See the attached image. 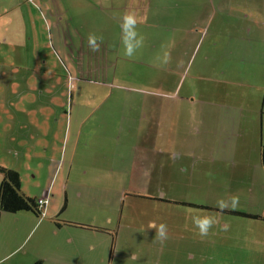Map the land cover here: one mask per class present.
Here are the masks:
<instances>
[{
    "label": "crops",
    "instance_id": "obj_1",
    "mask_svg": "<svg viewBox=\"0 0 264 264\" xmlns=\"http://www.w3.org/2000/svg\"><path fill=\"white\" fill-rule=\"evenodd\" d=\"M39 1L44 4V10L51 21L49 34H53L62 45L64 59L67 61L68 57V60L74 63L72 66L74 69L70 70L79 73L82 64L77 63L84 61V55L91 53L87 45L89 34L94 33L103 37L99 54L108 53V49H112V53L115 50H121L117 55L112 54L113 62L109 61L108 65L111 69L113 68V74H117L116 71H118L119 74H124L126 80L118 84L119 87L115 90L109 91L106 112L118 116L116 123H110L109 131L114 133L117 144L122 146V153L125 156L121 159L124 165L122 174L119 176L129 179L126 188H122L126 186V183H122L120 197L116 198L121 200L116 212H113L105 203L101 206V203L109 197V189L104 187L95 189L83 183L69 182L76 166L74 157L77 155L78 142L83 139L84 143L98 144L97 138L102 134L99 128L103 123L96 122L95 116L83 122L72 121L71 118L63 119V113L67 111L62 101V104L58 106L59 111L63 112H61V122L57 124L60 135L56 141L55 156L51 160L49 171L51 174L60 164V186L58 192L52 189L55 183L50 187L42 186L39 189L37 198L46 195L47 192L49 195L44 212L46 210V213L54 214L55 222L57 221L60 226L71 221L64 222L65 220L57 218L59 211H62L65 204L69 202L70 196L81 197L84 192L97 194L99 211L94 213L95 215L90 217L87 223H81L85 231L81 238L84 240L87 264H94L96 253L98 260L103 262L106 242L108 257L113 255L117 259L111 264H120L121 259L127 260L124 264H130L128 260L136 264L139 262L141 264H200L202 255L210 258L215 255L214 263L229 260L223 252L233 250V241L229 234L233 232L232 226L235 221L228 218L223 219L222 222L220 217L222 212L211 205H200L201 201L195 200V194L190 195L189 191L195 190L191 183L209 182L211 176H207L208 167L215 168L226 162L227 158L218 156V153L214 152L213 149H219L218 146L213 142L211 147L208 145L210 135L215 137L226 135L228 145L225 148L231 151L228 156V159L232 160L229 162L231 167L234 168L235 163L238 162L244 167L248 165V159L240 160L237 155L241 153V149L246 148L245 146L240 148V144L243 143L241 136L259 130L261 134H259L258 155L260 157V149L264 143L262 139L264 118L262 114L258 115L257 119L250 115L251 113L225 112L222 104L226 102L223 103L222 100L218 102V97H222L218 90H215V94L209 95L212 86L208 87L210 84L206 81L216 80V73L228 72L227 65L211 66L203 73L193 71L188 73L190 69L186 67V64H190L188 61L196 55L195 50H198L200 44L207 50L203 52L207 56L205 58L211 61L214 57L213 52H220L216 49L221 47V43L216 45L221 38L220 35L230 34L234 18L236 23L233 28L237 31L242 27L239 25L243 22L241 19L248 20V32L251 25H255L261 19L264 20V0ZM0 10V17L3 19L0 24L5 25L4 31L10 27L9 32L12 31L10 34L14 32L17 42L24 44L22 36L26 33L27 39L32 36L29 30V16L24 15L15 0L14 2L0 0ZM130 12L135 13L141 21L137 31L144 36L145 42L139 50L144 52L154 49L158 57L164 50H168L171 60L166 66H158V58H151L148 55L152 62L147 63L148 68H146L124 55L120 23L122 17ZM42 23L45 28L44 22ZM22 32L24 35H21ZM261 35L263 40L264 33L261 32ZM67 47L70 48L67 49ZM64 52H67V57ZM106 53L104 57L100 55V63H105ZM241 54L244 58L248 57L245 51ZM249 55L251 56V53ZM61 72L64 84L60 89L67 92L66 82L69 76L66 77V73L62 70ZM47 73H49L48 69ZM150 73L156 74L157 78ZM216 81L220 82V80ZM195 83L201 84L202 94L199 101H195V95H197ZM122 84L129 88L121 91L119 88ZM72 88L71 94L75 96L76 103L70 105V110L74 108V114L89 107L91 109L95 107L97 112L95 104H105L97 98L102 93L107 94L106 88L89 89L81 86ZM226 92L225 90L223 95ZM212 105L216 106L215 110ZM53 106L50 105V108L53 109ZM29 119L31 118L28 114L23 118L24 121L27 120L26 123H32ZM46 122L54 125L53 129H56V117ZM32 124L37 130L40 129L41 123L33 122ZM46 124H43V128L44 126L46 128ZM226 126H229V131H224ZM83 127H85L84 130ZM45 130L47 132V129ZM90 137L95 141H92ZM235 140L237 144L239 143L237 147L231 146ZM41 147L46 150L48 145ZM244 155L248 156L246 152ZM47 166L49 170V164ZM109 167L105 165L96 169L95 173L101 175ZM78 171L80 174H86L88 168L84 166ZM61 200L64 205H60L57 211V204ZM141 201H146V204ZM116 203L117 201L114 200L111 204L115 206ZM141 205L146 208L143 214L140 213ZM171 205H181L176 208L177 215L174 220L170 213L173 210ZM186 207L192 208L186 209ZM124 210L126 213L123 212ZM237 212L234 209L224 211L229 216ZM239 212L246 214H237L242 218L241 227L260 225V222L264 220V216L256 210H240ZM190 213L217 215L222 223L214 225L208 236L201 238L192 224ZM253 215L261 216V218H255ZM150 222L167 225L168 239L163 244L156 239L154 229H147ZM104 230L107 233L101 236L100 233ZM65 241L70 242L71 237L63 238L61 245ZM209 246L216 252L203 251L204 247ZM210 253L213 255L210 256ZM69 256L65 247L56 246L44 254L42 259H38L40 262L53 260L59 264H68Z\"/></svg>",
    "mask_w": 264,
    "mask_h": 264
},
{
    "label": "rangeland",
    "instance_id": "obj_2",
    "mask_svg": "<svg viewBox=\"0 0 264 264\" xmlns=\"http://www.w3.org/2000/svg\"><path fill=\"white\" fill-rule=\"evenodd\" d=\"M10 1L14 2V0ZM15 1L24 15L29 16V30L32 36L29 39L26 37L27 33L22 36L21 39L24 40V44L21 45L17 42L15 33L10 34L12 32H9L10 27L4 31L5 25L0 24V166L15 169L18 172L19 189L27 196L37 198L38 191L42 186L50 187L54 183L52 189L58 192L61 173L56 172L53 183L49 181L50 163L55 156L54 148L60 135L57 124L61 122L62 118L65 120L71 118L72 121L80 120L83 122L90 119L91 116H95L96 122L103 123L99 128L102 134L98 136L97 139L99 140H97L98 144L96 145L91 142L84 143L83 139L78 142L77 155L74 157L76 166L71 173L72 178L70 177L69 182L83 183L95 189L101 187L109 189V197L101 203V206L105 203L113 212H116L121 203V200L116 198L120 197L122 183H126L125 187L122 186V188H126L129 179L119 176L122 174L124 165L121 159L125 156L122 153V146L117 144L114 133L109 131L110 123H116L118 116L117 114L111 115L106 110L109 103V91L115 90L119 87L118 84L126 80L124 74L121 75L118 71H116L117 74H113V68L111 69L108 65L109 61L112 60L113 62V55H117L121 50H115L112 53V49H108V53L105 52L107 54L105 57L106 64L100 63V55L104 57L105 53L99 54V51H91V53L84 55V61L81 58V63H77L78 65L82 64V68L79 73H76L70 70L74 63L72 64L68 60L67 52H64L67 57L66 61L62 45L54 38L53 34H49L51 21L44 10V4L39 0ZM1 20L3 19L0 17V23ZM241 21L243 22L239 24L242 26L239 31L233 28L236 23L234 18L231 32L229 31L230 34L220 35L221 38L216 43V45L221 43V47H216L220 52H213L214 57L211 58V61L205 58L207 56L203 52L207 50L206 48L203 49L202 44H200L198 50H195L196 55L190 58L188 61L190 64H186V67L190 69L188 73L191 71L203 73L206 68H211V66L227 65L229 67L228 72H215V79L220 80L219 83L211 79L206 81L207 84H210L208 87L212 86L209 95L215 94V90H218L219 94L222 95V97H218V102L221 100L223 103L226 102L222 104L225 112L251 113L250 115L257 119L258 115L262 114L264 118V39L262 40L261 35V32L264 33V20L261 19L260 22L251 25L249 32L247 31L249 29L248 20L241 19ZM42 22H44L45 28ZM21 35L24 33L22 32ZM242 51L247 53V58L243 57ZM148 55L151 58H158L157 52L150 49L144 52L138 50L130 59L148 68L146 64L152 62ZM47 69L49 73H47ZM61 70L66 73V77L69 76L66 82L67 92L60 89L64 84ZM151 75L157 78L156 74ZM80 86L89 89L93 87L107 89V94L102 93L97 98L100 102L105 103L104 105L95 104L97 112L95 107L93 109L85 108L82 112L75 114L74 108L70 110V105L76 103L75 96L71 94L72 87ZM128 88L122 84L119 89L123 91V89L127 90ZM195 89L198 95H195V101H199L202 94L201 84L198 83ZM225 90L227 92L223 95ZM62 101L67 112L61 111L64 116L61 118L62 115L58 106L62 104ZM50 105L53 106V109L50 108ZM212 108L215 110L216 106L212 105ZM26 114L31 118L29 119L30 122L41 123L40 129L37 130L34 124L26 123L27 120H23ZM54 117H56L55 127L57 130L53 129L54 125L46 122ZM44 123H47L46 128L45 126L43 128ZM84 129L85 127H83ZM224 131H229V126L224 127ZM45 133L48 134L45 135ZM259 134H261L259 130H256L247 133L248 136L245 139L246 135L241 136L244 144L241 143L240 148L242 146L246 148L241 149V153L237 155L240 160L247 158L249 163L242 167V164L238 162L235 163L234 168L229 163L232 160L228 159L231 151L225 148L228 145V137L226 135L218 137L210 135L208 145L211 147L213 142L220 149L214 148V152L218 153V156L227 158L228 161L225 159L226 162L220 166L207 168V176H211L208 183H191L195 190L189 191V194H195L194 199H199L202 203L200 205L215 207L218 199H229L232 195H238L239 205L234 210H256L259 214H263L264 165L261 167L258 155ZM91 139L95 141L94 138ZM262 139H264V128ZM235 143L236 140L231 143V146L237 147L239 145V143ZM45 144L48 145L46 150L41 147ZM245 152L249 157L244 155ZM47 164H49V170ZM105 165L110 167L106 168L101 175H97L95 170ZM84 166L88 168V172L80 174L78 169L80 170ZM1 178L2 173L0 172V180ZM111 190L113 191L111 192ZM114 200L117 203L112 206L111 203ZM62 201L58 202L57 211L60 205H64ZM97 201V194L92 192H84L81 197L70 196L69 202L65 204L62 211H59L57 218L71 221H68L69 224L66 222L60 226L55 224L54 214L46 213L44 209L39 216L31 213V211L10 213L0 210V264H32L35 260H39L38 258L42 259L44 254L56 246L67 249L70 255L68 264H87L84 240L81 238L85 231H83L81 223H87L86 221L99 211ZM141 202L146 204V201ZM180 206L171 205L173 210L170 213L173 220L177 215L176 208ZM139 207L141 214L146 212L143 205ZM191 208L186 207V209ZM193 210L198 212L196 209ZM123 212L126 213L125 210ZM220 217L222 222L223 219L227 220L228 218L235 221L232 226L233 232L229 234L232 237L233 250L223 252L229 260L214 263L216 261L215 255L212 258L202 255L200 264H264V220L260 222V225L241 227L242 218L238 217L237 214L229 216L222 212ZM106 233L104 230L100 235L105 236ZM67 236L71 237V241H65L61 245V240ZM107 248L106 242L103 262L98 260L96 253L94 264H111L113 261H117L113 255L108 257ZM203 251L209 253L215 249L209 246L204 247ZM209 255L213 254L210 253ZM126 261L121 259L119 262L124 264ZM128 261L130 264H136L134 261ZM40 264H59V262L50 260L40 262Z\"/></svg>",
    "mask_w": 264,
    "mask_h": 264
},
{
    "label": "clouds",
    "instance_id": "obj_3",
    "mask_svg": "<svg viewBox=\"0 0 264 264\" xmlns=\"http://www.w3.org/2000/svg\"><path fill=\"white\" fill-rule=\"evenodd\" d=\"M141 21L138 19L135 13H127L122 17L120 23L121 29V43L123 46L124 55L128 58L134 57L139 49L144 46L145 38L137 31V26ZM103 43V37L97 36L92 33L87 38V45L90 51H100V46ZM171 60V55L168 50H164L162 55L158 57V66H166ZM239 205V196L232 195L229 199H218L215 203V207L224 212L228 209H236ZM190 219L199 237L204 238L209 234L210 229L214 225L220 224V219L217 215L212 214H191ZM147 229H154L156 239L163 244L168 239V228L164 223L157 225L155 222H150L147 225Z\"/></svg>",
    "mask_w": 264,
    "mask_h": 264
},
{
    "label": "trees",
    "instance_id": "obj_4",
    "mask_svg": "<svg viewBox=\"0 0 264 264\" xmlns=\"http://www.w3.org/2000/svg\"><path fill=\"white\" fill-rule=\"evenodd\" d=\"M260 161H261V166L264 165V145L260 149ZM58 167L54 169L55 171H52V173L50 174V181H52V183L54 180V175L56 174V172L60 170V164ZM0 172L2 173V178L0 180V210H2V212H10V213L13 212L15 213L19 211H31V213H34L36 216L41 215L43 209L41 205L42 204L46 205L48 204L49 201L48 192L46 193L47 201H45L42 204H38L37 203L38 198H32L20 191L19 189L20 179L18 172L15 169L3 168L2 166H0ZM173 203H178V202L173 201ZM183 204L190 206L195 205L194 203L192 204L183 203ZM237 214L246 215L245 213L239 211L237 212ZM263 214L262 216H264ZM253 217L259 219L261 218V216H255V215H253ZM67 223L69 224L70 222L67 221ZM55 224L58 225V222L56 221ZM32 264H40V259L35 260Z\"/></svg>",
    "mask_w": 264,
    "mask_h": 264
},
{
    "label": "built area",
    "instance_id": "obj_5",
    "mask_svg": "<svg viewBox=\"0 0 264 264\" xmlns=\"http://www.w3.org/2000/svg\"><path fill=\"white\" fill-rule=\"evenodd\" d=\"M45 201H47V196H46V195H43L42 197L38 198L37 203H38V204H42V203H44ZM44 206H45V204H42V205H41V207H42L43 209H44Z\"/></svg>",
    "mask_w": 264,
    "mask_h": 264
}]
</instances>
